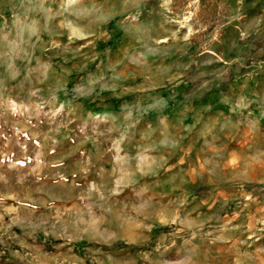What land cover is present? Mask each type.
Returning <instances> with one entry per match:
<instances>
[{"label":"rangeland","instance_id":"374dc122","mask_svg":"<svg viewBox=\"0 0 264 264\" xmlns=\"http://www.w3.org/2000/svg\"><path fill=\"white\" fill-rule=\"evenodd\" d=\"M0 264H264V0H0Z\"/></svg>","mask_w":264,"mask_h":264}]
</instances>
